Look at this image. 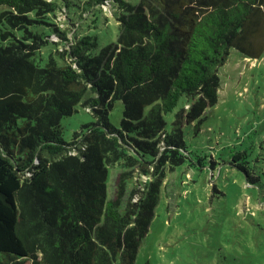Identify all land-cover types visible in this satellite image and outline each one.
<instances>
[{
    "label": "trees",
    "instance_id": "obj_1",
    "mask_svg": "<svg viewBox=\"0 0 264 264\" xmlns=\"http://www.w3.org/2000/svg\"><path fill=\"white\" fill-rule=\"evenodd\" d=\"M70 3L0 0V264H134L165 167L216 166L185 128L203 131L218 68L231 49L264 51V0ZM108 3L115 38L81 32ZM79 108L92 119L65 138L62 119Z\"/></svg>",
    "mask_w": 264,
    "mask_h": 264
},
{
    "label": "rangeland",
    "instance_id": "obj_2",
    "mask_svg": "<svg viewBox=\"0 0 264 264\" xmlns=\"http://www.w3.org/2000/svg\"><path fill=\"white\" fill-rule=\"evenodd\" d=\"M69 1L73 11L72 2L82 0ZM112 10L111 3L95 8L82 20L81 32L97 26L114 39ZM56 21L74 34L62 11ZM218 74L217 102L207 111L203 131L196 135L185 128L188 147L212 154L216 166L165 167L160 199L134 264H264V51L252 58L231 49ZM121 116L118 100L109 120L118 127ZM91 119L82 108L64 117L65 138ZM234 154L240 155L237 165L258 177L255 184H247L231 163ZM128 169L138 179L137 167Z\"/></svg>",
    "mask_w": 264,
    "mask_h": 264
}]
</instances>
